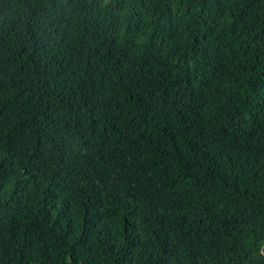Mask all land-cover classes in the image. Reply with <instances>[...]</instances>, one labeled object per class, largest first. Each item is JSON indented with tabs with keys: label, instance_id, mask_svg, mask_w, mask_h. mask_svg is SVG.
I'll use <instances>...</instances> for the list:
<instances>
[{
	"label": "trees",
	"instance_id": "obj_1",
	"mask_svg": "<svg viewBox=\"0 0 264 264\" xmlns=\"http://www.w3.org/2000/svg\"><path fill=\"white\" fill-rule=\"evenodd\" d=\"M0 264H264V0H0Z\"/></svg>",
	"mask_w": 264,
	"mask_h": 264
}]
</instances>
